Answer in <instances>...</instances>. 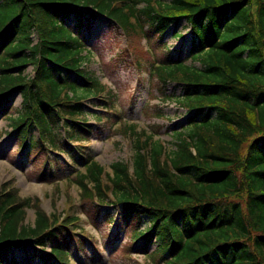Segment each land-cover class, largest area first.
Segmentation results:
<instances>
[{"label":"trees","instance_id":"1","mask_svg":"<svg viewBox=\"0 0 264 264\" xmlns=\"http://www.w3.org/2000/svg\"><path fill=\"white\" fill-rule=\"evenodd\" d=\"M5 1L18 13L0 30V56L15 44L11 55L18 60L0 65V116L10 119L15 152L38 180L52 184L54 197L65 182L71 206L67 217L49 213L39 197H22L14 181L1 184L0 263L71 264V247L86 253L88 243L95 244V235L71 213L75 186L81 208L89 205L91 225L100 209L120 206L131 238L123 252L131 264H137L131 249L139 242L143 252L156 244L148 254H159L153 264H264V0ZM92 9L122 28L126 46L118 55L149 74L155 97L186 108L187 125L174 133L173 150L156 139L160 126L126 122L116 95L84 66L91 54L81 28L65 21L90 24L97 18ZM182 19L191 28V55L175 60L164 39ZM29 63L33 79L23 75ZM170 83L182 86V97L167 93ZM14 93L23 98L15 111ZM88 98L102 113L87 111L81 100ZM154 112L164 117L159 105ZM89 116L97 130L101 123L109 127L108 138L114 133L134 142L132 158L112 163L111 172L87 146L95 128ZM30 209L35 222L28 225ZM106 220L116 222L114 215Z\"/></svg>","mask_w":264,"mask_h":264},{"label":"rangeland","instance_id":"2","mask_svg":"<svg viewBox=\"0 0 264 264\" xmlns=\"http://www.w3.org/2000/svg\"><path fill=\"white\" fill-rule=\"evenodd\" d=\"M165 1L168 2V0ZM16 10L18 9L15 6L0 0V30L17 15L18 12ZM86 16L89 17V14H86ZM76 23L75 19H71L66 22V25L75 31L81 28V35L86 40V50L91 54V60L85 66L89 70L94 71L99 79L107 84V87L116 95V110L124 115L126 122L138 123L140 127L151 126L152 124L160 126V135L156 139L159 137L160 140L169 143L167 145L168 150H173L174 133L182 131L187 125L188 113L186 108L178 101L164 102L163 99L156 98L157 90L156 87L152 86L149 75L147 73H139L129 60L126 61L124 57L118 55V53L122 55L126 40L121 30L107 17L98 15L92 23L84 22L81 26ZM33 39L36 43L38 40L36 34L33 35ZM153 42L156 44L155 41ZM164 42L169 45L171 56L175 60L190 58L192 35L187 20L182 19L176 29L171 27L165 36ZM143 43L146 48L151 46L146 41ZM15 47V44H11L6 48L0 56V65H10L18 60L11 55ZM156 50L158 51L157 48ZM83 54L85 55L86 53L84 52ZM188 64L197 67L201 66L199 61L193 62L190 60ZM24 74L27 78L34 75L31 64L26 65ZM146 77H148L149 81L145 80ZM167 93L182 97L183 88L177 83H170L167 87ZM148 102L149 116H145L143 111L146 107L144 109L143 107ZM156 105H159L163 111L164 117L161 119L154 115ZM10 106L13 107L14 111L23 106L21 94L14 93L12 95ZM88 108L87 111H94L91 107ZM96 112L101 113L99 109ZM12 114L10 116H15ZM4 116H0V185L8 181H14V187L19 190L22 197H39L43 210L49 213L57 212L66 216L69 213L68 207L71 206L70 199L66 197V192L68 191L66 183H61V191L54 197L52 184L37 179L26 157L15 152L17 149V138L11 134L13 129L12 125L9 124V117L6 118ZM109 116L112 115L109 114ZM89 120L90 123L94 124L92 117H89ZM101 127L102 131L95 129L94 133L90 135L89 144L96 160L105 167L106 171L111 172L110 165L112 163L132 158L135 145L132 140L124 138L120 134L112 133V136L108 138L109 127L103 124ZM37 133L36 131L35 134ZM60 158L66 161L65 155H61ZM70 193L73 205L71 213L82 218L86 232L95 235V244L91 245L88 243L86 255L76 252L77 249L71 247L70 252L73 257L71 264H75L76 261H85L86 264H131L132 260L127 257V253L123 252L125 246L131 242L129 235L123 232V223L118 220L116 224L114 223L110 226L106 220L108 215H114L115 218L119 207L108 206L100 209L99 217L97 220L95 219L96 225L93 223V225L88 226L86 213L89 211V205L85 204V207L81 208L77 187L72 186ZM26 222L28 225L35 222V211L33 209L28 210ZM109 232L111 241L109 240ZM118 232H120L119 235H117ZM116 236H119L118 239L115 238ZM156 247V245H151L146 252H143L142 242H140L137 248H133L134 255L131 253V257L137 264H153V261L160 259L159 254L154 258L146 254L154 251ZM99 252L100 257L97 256ZM14 256L20 259L22 254L16 252ZM39 262L37 259L35 264H39Z\"/></svg>","mask_w":264,"mask_h":264}]
</instances>
